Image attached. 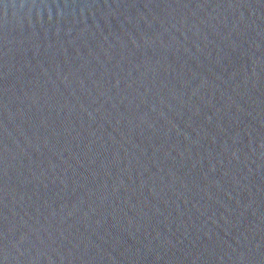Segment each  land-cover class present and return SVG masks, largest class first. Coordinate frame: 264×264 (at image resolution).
<instances>
[{"label":"water","instance_id":"obj_1","mask_svg":"<svg viewBox=\"0 0 264 264\" xmlns=\"http://www.w3.org/2000/svg\"><path fill=\"white\" fill-rule=\"evenodd\" d=\"M0 264H264V0H0Z\"/></svg>","mask_w":264,"mask_h":264}]
</instances>
